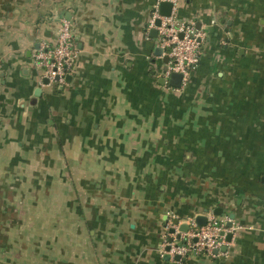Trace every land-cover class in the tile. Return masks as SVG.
I'll use <instances>...</instances> for the list:
<instances>
[{
	"label": "crops",
	"instance_id": "1",
	"mask_svg": "<svg viewBox=\"0 0 264 264\" xmlns=\"http://www.w3.org/2000/svg\"><path fill=\"white\" fill-rule=\"evenodd\" d=\"M175 1L205 33L183 89L148 29L170 0H0V264H264V0ZM61 19L77 54L44 84ZM217 208L226 255L165 260L167 222Z\"/></svg>",
	"mask_w": 264,
	"mask_h": 264
},
{
	"label": "built area",
	"instance_id": "2",
	"mask_svg": "<svg viewBox=\"0 0 264 264\" xmlns=\"http://www.w3.org/2000/svg\"><path fill=\"white\" fill-rule=\"evenodd\" d=\"M170 1L173 7L168 16H161L158 7L155 6L148 21V29L156 31V48L161 50L160 58H167L161 73L165 85H168L172 74H179L180 88L183 89L187 87L191 74L199 65L205 33L202 29H197L194 22L180 19L176 13V1ZM157 20L159 25L155 26ZM76 54L71 25L67 20L61 19L55 44L52 47L45 43L39 45L33 51L31 62L34 67L41 70V79L47 81V84L63 85ZM205 218L204 226L196 224V217L178 220L177 226H173L175 219L169 220L163 231L160 253L169 256L170 259L179 257L180 260L196 256L213 259L225 256L227 251L221 252L220 249L226 247L228 250L240 227L232 223L228 228L226 224L230 221L229 216L226 214L216 216L213 210L207 211ZM180 225L187 226L184 233L178 232ZM170 229H175V234H169ZM177 234L178 239L175 238ZM229 234L232 238L227 242L226 236Z\"/></svg>",
	"mask_w": 264,
	"mask_h": 264
},
{
	"label": "water",
	"instance_id": "3",
	"mask_svg": "<svg viewBox=\"0 0 264 264\" xmlns=\"http://www.w3.org/2000/svg\"><path fill=\"white\" fill-rule=\"evenodd\" d=\"M171 7H172V5L169 2H162V3H160V5H159L160 13L159 14L161 16H168L170 14V12H171ZM158 25H159V20H157L155 22V26H158ZM150 33H151L152 38H156V31L155 30L150 31ZM37 48H38V46H36L35 49H37ZM156 54L157 55H161V50L160 49H156ZM163 61L165 63H167V58L164 57L163 58ZM66 78H68V77L66 76ZM44 83L46 84L47 81H44ZM180 83H181V75H179V74H172L170 76L169 81H168V85H170L171 87H174V88H179L180 87ZM160 84L161 85H165L164 79H161ZM214 214L216 216H220L222 214V210L219 209V208H217V209L214 210ZM229 219H230V221L226 224V226L228 228H230L232 226L233 215H230L229 216ZM195 221H196V224L198 226H204L205 223H206V218L204 216H197L196 219H195ZM177 225H178V219H175L173 221V226H177ZM186 230H187V226L186 225H180L179 228H178V232H181V233H184ZM169 234H171V235L175 234V229H170L169 230ZM175 238L178 239L179 238V235L177 234L175 236ZM231 238H232V236L230 234L227 235L226 236V241L227 242H230ZM171 241H172V238L169 239V242H171ZM166 250H168V248ZM220 251L221 252H226L227 251V248L226 247H222L220 249ZM169 259H170V257L167 256V255H165V260H169ZM174 259L176 261H179L180 260L179 257H175Z\"/></svg>",
	"mask_w": 264,
	"mask_h": 264
}]
</instances>
